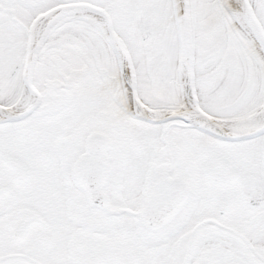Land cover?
<instances>
[{"label": "snow or ice", "instance_id": "snow-or-ice-1", "mask_svg": "<svg viewBox=\"0 0 264 264\" xmlns=\"http://www.w3.org/2000/svg\"><path fill=\"white\" fill-rule=\"evenodd\" d=\"M0 264H264V0H0Z\"/></svg>", "mask_w": 264, "mask_h": 264}]
</instances>
